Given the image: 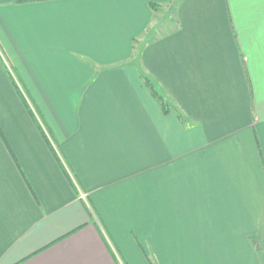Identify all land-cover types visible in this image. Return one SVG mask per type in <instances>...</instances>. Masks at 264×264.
<instances>
[{
    "label": "crops",
    "instance_id": "0c3cea01",
    "mask_svg": "<svg viewBox=\"0 0 264 264\" xmlns=\"http://www.w3.org/2000/svg\"><path fill=\"white\" fill-rule=\"evenodd\" d=\"M0 264H264V0H0Z\"/></svg>",
    "mask_w": 264,
    "mask_h": 264
},
{
    "label": "trees",
    "instance_id": "16d2710c",
    "mask_svg": "<svg viewBox=\"0 0 264 264\" xmlns=\"http://www.w3.org/2000/svg\"><path fill=\"white\" fill-rule=\"evenodd\" d=\"M142 79L146 85V87L149 89L152 97L158 102L161 110L164 113H168L170 110V106L167 102H165L164 97L157 91L153 81L148 78L146 75L142 74ZM11 81L13 83V85L15 86L17 93L21 99V101L23 102V104L27 107V109L29 110L30 114L32 115V117L34 118L36 124L38 125L39 129L41 130V133L43 135V138L45 139V141L48 143L49 147L51 148V150L54 152V148L55 145L53 143L51 135L49 130L46 128L45 124L43 123V121L41 120L40 116H38V112H33L27 102V99L25 97V95L22 93L21 88L17 85V83L14 81V79L11 77ZM37 119V120H36Z\"/></svg>",
    "mask_w": 264,
    "mask_h": 264
},
{
    "label": "rangeland",
    "instance_id": "374dc122",
    "mask_svg": "<svg viewBox=\"0 0 264 264\" xmlns=\"http://www.w3.org/2000/svg\"><path fill=\"white\" fill-rule=\"evenodd\" d=\"M165 19H166V17L165 16H163L162 14L160 15V19H159V21H162V22H165ZM164 20V21H163ZM153 35V34H152ZM149 37H150V35H149ZM138 58V56H136V59L134 60L135 62H137L138 64H139V58ZM141 76H142V74H140ZM145 84V83H144ZM146 86V85H145ZM80 194H84V193H82V192H79V197H80ZM85 195V194H84ZM81 198V197H80ZM85 198H86V196H85ZM82 199V198H81Z\"/></svg>",
    "mask_w": 264,
    "mask_h": 264
},
{
    "label": "built area",
    "instance_id": "2783aa9c",
    "mask_svg": "<svg viewBox=\"0 0 264 264\" xmlns=\"http://www.w3.org/2000/svg\"><path fill=\"white\" fill-rule=\"evenodd\" d=\"M80 197H81L82 199H85V195H84V194H80Z\"/></svg>",
    "mask_w": 264,
    "mask_h": 264
}]
</instances>
